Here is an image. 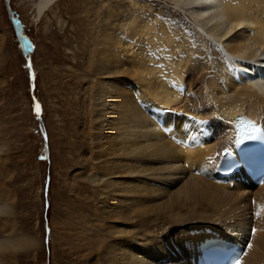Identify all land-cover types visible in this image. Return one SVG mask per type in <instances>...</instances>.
Segmentation results:
<instances>
[{"label": "bare ground", "instance_id": "obj_1", "mask_svg": "<svg viewBox=\"0 0 264 264\" xmlns=\"http://www.w3.org/2000/svg\"><path fill=\"white\" fill-rule=\"evenodd\" d=\"M76 1H94L85 15L93 19L81 30L71 25L84 39L74 54L84 70L80 168L62 190L72 192L75 205L64 198L59 204L66 219L53 220L54 249L72 264H197L207 239L224 238L245 246L240 264H264V183L255 185L242 170L217 173L223 151H235L240 116L264 130V0H168L197 25L199 46L152 11L122 18L111 0ZM29 2L42 21L53 16L67 27L62 16L74 6L66 0ZM205 36L224 47V67L203 53ZM38 90L32 101L43 116ZM10 134L0 127V264H20L44 246L18 226L21 178ZM60 144L70 145L65 137Z\"/></svg>", "mask_w": 264, "mask_h": 264}, {"label": "rangeland", "instance_id": "obj_2", "mask_svg": "<svg viewBox=\"0 0 264 264\" xmlns=\"http://www.w3.org/2000/svg\"><path fill=\"white\" fill-rule=\"evenodd\" d=\"M135 1L142 7L132 8L130 0H111V3L112 6L117 7L122 18L131 15L135 18L139 15L146 17L152 11L155 19L168 20L173 27L177 26L181 30L180 33H187L197 45L202 41H199L201 34L197 25L168 0ZM10 2L12 9L18 12L25 33L33 41L35 49L29 56L22 53L5 1L0 0V78L5 81L0 86V96L3 98L0 102V123L2 122L0 127L5 126L12 132L10 157L12 165L21 178L15 184L20 192L17 207L18 226L20 230L30 233L44 243L38 252L20 257V264H72L73 257L62 254L57 246L54 249L53 220L63 222L66 219L60 210L62 206H59L63 198L68 201L64 203L75 205L69 201L70 197L73 198L69 189L62 194L64 185L69 183L70 177L80 168L78 166L74 168V165L78 160L80 145L76 133L81 121L78 108L83 85L78 76L83 74L84 70L79 66L81 64L79 60L74 59V54L78 51V47L84 45V39L80 35L81 32L77 38L78 35L72 26L79 24L78 29L81 30L84 24L87 25L93 19L92 12L87 17L85 15L86 9L94 4V1L87 2L88 7H81L77 1L74 3V0H66V3L72 4L74 8L69 13L66 12L68 15L62 16L68 23L64 28H61L53 16L43 21L36 17L29 0H10ZM61 6L59 8L64 12ZM174 11L177 15L169 17ZM124 30L122 29L121 33H124ZM205 39V47L201 48L203 53L210 54L215 62V68L220 67L221 62L224 67L227 63L224 61L227 60L224 47L214 42L215 45L211 39L207 40L206 36ZM81 49L78 51L79 54L82 52ZM213 71L214 69L211 72ZM35 73L38 75L37 83L34 81ZM45 73L51 76L52 84L46 82ZM37 86L39 87L37 94L41 96L45 112L43 116L41 113L38 114L36 121L32 106ZM67 103H72V107L78 106L74 107L76 110H66ZM50 132L54 134V144H51ZM63 137L70 145L61 149L62 156L59 152L60 139ZM76 139L79 144L76 143ZM52 152L54 156L51 155ZM24 155L28 157L27 162ZM59 156L65 158L59 159ZM66 159L70 161L68 168H65ZM37 162L41 163V166L37 165ZM25 174L29 175L25 178ZM42 181L44 190L41 188ZM185 228L189 229L188 226ZM71 231L73 232V227ZM86 262L87 260L83 261V264ZM74 264H82V262Z\"/></svg>", "mask_w": 264, "mask_h": 264}, {"label": "water", "instance_id": "obj_3", "mask_svg": "<svg viewBox=\"0 0 264 264\" xmlns=\"http://www.w3.org/2000/svg\"><path fill=\"white\" fill-rule=\"evenodd\" d=\"M4 1H5L7 11H8V16H9L11 25L13 27L17 40L23 50V54L25 56H28L34 52L35 46L33 44V41L30 39L28 35L24 34V31H25L24 24L22 23L18 12L12 9L10 5L11 3L10 0H4Z\"/></svg>", "mask_w": 264, "mask_h": 264}, {"label": "snow or ice", "instance_id": "obj_4", "mask_svg": "<svg viewBox=\"0 0 264 264\" xmlns=\"http://www.w3.org/2000/svg\"><path fill=\"white\" fill-rule=\"evenodd\" d=\"M37 107V114H39V105L36 106ZM251 245H249L250 247Z\"/></svg>", "mask_w": 264, "mask_h": 264}]
</instances>
